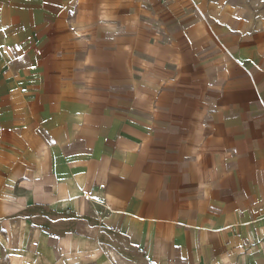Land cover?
Masks as SVG:
<instances>
[{
  "label": "crops",
  "instance_id": "0c3cea01",
  "mask_svg": "<svg viewBox=\"0 0 264 264\" xmlns=\"http://www.w3.org/2000/svg\"><path fill=\"white\" fill-rule=\"evenodd\" d=\"M0 264H264V0H0Z\"/></svg>",
  "mask_w": 264,
  "mask_h": 264
},
{
  "label": "rangeland",
  "instance_id": "374dc122",
  "mask_svg": "<svg viewBox=\"0 0 264 264\" xmlns=\"http://www.w3.org/2000/svg\"><path fill=\"white\" fill-rule=\"evenodd\" d=\"M216 3L217 6L219 7H228L231 6V4H238V5H243L247 2V0H209V3L213 4ZM2 45H6V44H1Z\"/></svg>",
  "mask_w": 264,
  "mask_h": 264
}]
</instances>
